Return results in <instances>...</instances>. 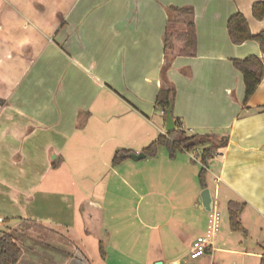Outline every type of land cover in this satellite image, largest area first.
I'll return each mask as SVG.
<instances>
[{
	"label": "crops",
	"instance_id": "1",
	"mask_svg": "<svg viewBox=\"0 0 264 264\" xmlns=\"http://www.w3.org/2000/svg\"><path fill=\"white\" fill-rule=\"evenodd\" d=\"M256 3L264 0H0V223L27 220L57 229L90 264L77 229L84 226L91 235L88 213L102 217L105 198L122 197L120 189H108L116 179L135 202L128 217L133 221L121 223L133 229V252L125 250L128 232L117 242L122 247L103 249L106 258L99 257V264H226L230 257L260 264L264 77L244 103L243 77L232 62L257 57L264 66V55L252 41L232 45L226 29L228 19L240 13L252 35L264 31V18L252 16ZM169 7L193 9L194 57L167 62L163 35ZM169 88L172 115L183 131L226 144L204 168L205 189L215 208L225 201L227 221L201 255L193 249L206 238L211 214L198 201L204 190L199 159L186 153L170 159L162 148L152 158H130L166 133L155 102ZM120 150L130 156L114 166ZM197 163L192 184L184 171ZM157 166L160 171L149 176L135 171ZM144 197L150 203L143 209ZM230 202L240 206L239 231L230 228ZM47 250L23 249L17 264L23 256H51Z\"/></svg>",
	"mask_w": 264,
	"mask_h": 264
},
{
	"label": "trees",
	"instance_id": "2",
	"mask_svg": "<svg viewBox=\"0 0 264 264\" xmlns=\"http://www.w3.org/2000/svg\"><path fill=\"white\" fill-rule=\"evenodd\" d=\"M171 19L167 23L166 30L163 35L164 54L167 62L171 61L175 56L194 57L196 54L197 39L196 30L193 24L194 12L191 7H169ZM252 16L255 20L260 21L264 18V3H256L251 9ZM177 21L183 22L182 30H173L172 26ZM229 41L234 46L242 45L245 42H255L259 46L260 52L264 55V31L256 35H252L246 19L240 13L231 16L226 25ZM175 43L180 44V49L175 50ZM233 67L241 73L244 84V103H246L255 93L264 77V66L262 61L257 57H248L243 60H234ZM174 90L169 88L161 90L157 96L155 106L160 109L165 117L166 110L170 100L173 101ZM173 117V115H172ZM174 130L160 135L148 147L142 150V154L147 158L155 157L160 148H164L170 159H174L177 153H186L195 155L199 148H202L199 162L202 166L198 173L199 183L202 188H206L205 166L212 159L216 150L223 148L226 144H218L217 138L210 135L187 134L179 125V121L173 117ZM209 142L211 145L204 147ZM130 156V152L126 150L117 151L112 159L114 166L119 165ZM239 213L240 206L237 203L230 202L228 204L229 224L232 231H239ZM6 223V222H3ZM99 253L101 260H105L106 256L103 246L99 244ZM22 255L20 247L14 238L6 233H2L0 237V264H17ZM260 264H264V251L262 253Z\"/></svg>",
	"mask_w": 264,
	"mask_h": 264
},
{
	"label": "rangeland",
	"instance_id": "3",
	"mask_svg": "<svg viewBox=\"0 0 264 264\" xmlns=\"http://www.w3.org/2000/svg\"><path fill=\"white\" fill-rule=\"evenodd\" d=\"M172 29L182 30L183 22L177 21L175 24H173ZM161 150L162 152H164L163 154H166V150L164 148H162ZM198 154L199 153L195 155L194 153H191L189 155V158L191 160H197L199 159V157H197ZM187 157L188 155L187 156L185 155L186 159H188ZM141 163L142 162L130 163V164L141 165ZM158 165H160V163ZM199 169H200V165L197 163L196 165L190 164L188 170L184 171L190 174V181L192 184L194 181L195 182L197 181L196 176ZM135 171L140 175L142 174L144 176H149V174L152 175L151 173L160 171V168H158V166L151 168L140 167V169ZM130 183L133 184L132 181ZM144 184L145 183L142 184L143 187ZM108 189L109 191L111 190V192H113L116 189H120L122 193V197L120 198H118L117 196L106 197L105 201L103 202L105 214L102 217L100 213L94 211L88 213V215H90L89 217L92 216L87 225V228L91 233V235H87L85 233L86 228H84V226H82L81 229H77V234L82 238L83 243H85L84 252L88 260H90L89 261L90 264H92V261H96L95 263L99 264L98 259L100 257L99 255L100 243L102 244L104 250H106L107 247L113 248L114 246H118V245H119L118 247H122V245L118 244L117 242L120 240L121 235H126L129 232V234H131L130 235L131 239L129 240V245L127 246V248L125 247V250L129 251L133 246V236L132 233L130 232L133 229L132 228L127 229L126 227L122 228L123 226H121V223L125 219H126V223L133 221V220L130 221L128 218L131 217L132 219L133 217V215H131L132 213H130V210H132L133 205L135 204L134 199L131 196L132 194L129 192L128 187H124L116 179L112 181L110 180ZM200 194L201 193H199V196ZM149 200L150 199L148 197H144L141 204V208L144 209L145 206L149 205L150 203ZM163 201L164 200L161 199V204H164ZM216 207H217L216 212L218 213V217H219L218 226H220L221 222L227 221V209H226L225 201L223 199L219 200ZM97 214H99V216H97ZM27 223L35 224L34 222H30L27 220L19 224H12V225L10 224L7 226H4L3 224L0 223V235L2 233L11 235L16 241L17 245L20 247L21 251L24 249L25 253L28 252L34 253L35 249L37 250L38 248H41V250L49 249L50 251L47 250L46 254L49 253L52 255L23 256L20 264H65L64 262L68 261L69 259H74L82 264H86L85 260H82L80 256H78L76 250L77 248L75 249L74 247L75 245L73 246V244H71L70 242L71 240L68 235L57 233V229L52 228L54 231L51 230L50 228L42 229L38 226H32ZM57 234L62 239L60 238L58 239ZM130 252H133L132 249L130 250ZM251 261L253 262L254 260ZM226 264H241V261L240 258L230 257L229 259H227Z\"/></svg>",
	"mask_w": 264,
	"mask_h": 264
},
{
	"label": "water",
	"instance_id": "4",
	"mask_svg": "<svg viewBox=\"0 0 264 264\" xmlns=\"http://www.w3.org/2000/svg\"><path fill=\"white\" fill-rule=\"evenodd\" d=\"M172 106H173V101L170 100L169 106H168L166 113H165V132H171L175 128L174 122H173V117H172ZM225 140H226L225 137L220 139L221 143L224 142ZM130 158L133 161H139L141 159H144L145 155L141 153V154H137V155H131ZM198 201L206 213L211 214L214 211L215 199L211 195V193L208 189H204L201 192ZM155 264H162V262H157Z\"/></svg>",
	"mask_w": 264,
	"mask_h": 264
},
{
	"label": "built area",
	"instance_id": "5",
	"mask_svg": "<svg viewBox=\"0 0 264 264\" xmlns=\"http://www.w3.org/2000/svg\"><path fill=\"white\" fill-rule=\"evenodd\" d=\"M210 217L211 219H210L209 227L206 233V238L197 241L193 249V253L197 255H201L203 253V248H205L207 245V239L214 236L215 232L217 231V228L219 225L218 224L219 217H218V213L216 212V208H214V211L211 213ZM168 264H174V263H168Z\"/></svg>",
	"mask_w": 264,
	"mask_h": 264
}]
</instances>
